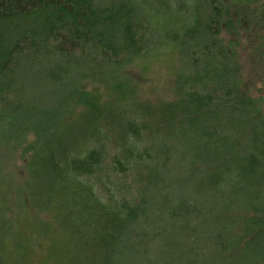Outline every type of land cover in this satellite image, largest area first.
Listing matches in <instances>:
<instances>
[{"label": "trees", "instance_id": "trees-1", "mask_svg": "<svg viewBox=\"0 0 264 264\" xmlns=\"http://www.w3.org/2000/svg\"><path fill=\"white\" fill-rule=\"evenodd\" d=\"M243 32L264 75V0H0V264H264ZM162 59L175 95L139 100L125 69Z\"/></svg>", "mask_w": 264, "mask_h": 264}, {"label": "rangeland", "instance_id": "rangeland-1", "mask_svg": "<svg viewBox=\"0 0 264 264\" xmlns=\"http://www.w3.org/2000/svg\"><path fill=\"white\" fill-rule=\"evenodd\" d=\"M117 1H122V0H117ZM163 30L169 31L167 27L163 28ZM164 32L165 31H162L161 35L159 36L160 38H163V40H165V38L163 37ZM257 33L258 35H260L261 34L260 30L257 31ZM226 38H228V40L231 41H237L239 45L238 49L241 60L240 64L242 66V74L245 79V90L251 94L264 95V83H263L264 75H263V71L261 70V67L263 66H259V63L261 64L262 61L260 59L258 61L257 58L254 56V53L252 52L250 46V41H251L250 33L243 32L242 36L239 38H237L236 36H230V37L226 36ZM169 47H170L169 44L165 41L164 44L158 46V49L166 50ZM168 55L171 56L170 53ZM173 61H174L173 59H171L170 61H166L162 59V61L160 62L153 63V65L149 66L150 70L148 71L147 74H143V72H141L140 70H136L135 67L132 68L131 66H129L128 68H126L125 69L126 71L131 70V72H127V75L129 76V78H131L132 81H134L133 85L137 87V89L134 90V95L139 100L151 102V103L164 99H171L172 96L175 95L174 90L176 86V79L173 76L175 71L171 69V63ZM257 67L260 68L255 72V69ZM118 79H122V74L119 75ZM98 83L99 82L91 84L90 85L91 89L95 88V86H97ZM129 176H131V174H128V177L126 178L120 179L122 180L121 183H123L124 181L123 184H125V186L127 187L131 185L130 183L131 180ZM107 184L110 185L109 183ZM106 188H108L107 185ZM109 188L111 187L109 186ZM111 190L114 191L115 187ZM150 195L151 194L146 193L145 197H149ZM51 237H52V242H54L55 244L59 242L60 244L59 247L61 248V250L65 249V247L68 245V238H66L68 237V235L64 234L56 227H54V232L52 233ZM143 248L144 247L142 243H137L135 247L130 248V251L128 252L126 259L128 260V258H130L128 261H130L131 264L132 263L138 264V258L139 256L142 255ZM46 250H47L46 245H43L42 247L37 246V249L33 250L30 253L31 258L33 259L32 262L34 264L39 263L41 258L46 255L47 253ZM126 259H124L122 264H126L127 262ZM157 260L161 262L159 258H157Z\"/></svg>", "mask_w": 264, "mask_h": 264}]
</instances>
